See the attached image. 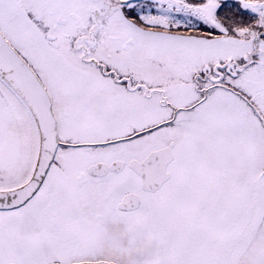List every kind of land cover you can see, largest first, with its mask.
Segmentation results:
<instances>
[{"label": "snow or ice", "instance_id": "1", "mask_svg": "<svg viewBox=\"0 0 264 264\" xmlns=\"http://www.w3.org/2000/svg\"><path fill=\"white\" fill-rule=\"evenodd\" d=\"M0 264H264V0H0Z\"/></svg>", "mask_w": 264, "mask_h": 264}]
</instances>
